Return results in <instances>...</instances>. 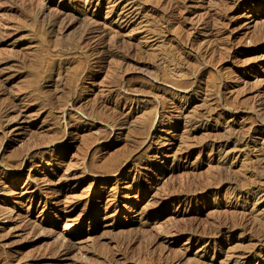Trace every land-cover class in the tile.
<instances>
[{
    "label": "rangeland",
    "instance_id": "rangeland-1",
    "mask_svg": "<svg viewBox=\"0 0 264 264\" xmlns=\"http://www.w3.org/2000/svg\"><path fill=\"white\" fill-rule=\"evenodd\" d=\"M262 39L264 0H0V264H264Z\"/></svg>",
    "mask_w": 264,
    "mask_h": 264
},
{
    "label": "bare ground",
    "instance_id": "bare-ground-1",
    "mask_svg": "<svg viewBox=\"0 0 264 264\" xmlns=\"http://www.w3.org/2000/svg\"><path fill=\"white\" fill-rule=\"evenodd\" d=\"M111 2V1H110ZM113 3V2H112ZM115 4H116V2H114ZM114 3H113V8H114ZM124 18V17H123ZM127 18V17H126ZM264 39H262V40H260V41H263ZM260 41H258V42H260ZM95 49V48H94ZM100 52V51H99ZM98 52V53H99ZM97 56V55H96ZM95 58V57H94ZM97 59V58H96ZM176 71H182V68L180 69V68H176L175 69ZM203 73V71H200L199 72V74H202ZM198 74V75H199ZM73 103V102H72ZM158 108V107H157ZM164 111H165V114L164 113H162V115L163 116H166V117H170L171 115H170V111L168 110V112H166L167 110H165L164 109ZM161 112V111H160ZM63 116V115H62ZM65 118V117H64ZM165 118V117H164ZM63 119V118H62ZM159 119V118H158ZM161 120V119H160ZM157 122V121H156ZM66 125V124H65ZM150 131V130H149ZM147 136V135H146ZM154 136L153 134L151 135V133H149V135H148V139H151L152 137ZM147 140V139H146ZM146 142V141H145ZM28 157H29V155H25L24 157H23V159H22V161H21V165H25L30 159H28ZM169 169V168H168ZM166 171H168V170H166ZM28 177L30 178L31 177V175H30V173L28 174ZM32 188H33V190L35 191L36 190V186H32ZM13 192V191H12ZM242 221V220H241ZM231 224V223H230ZM229 224V222H227V223H225V224H223L224 225V228H230V227H235V226H232V225H230ZM239 226H241L242 228L243 227H245L246 226V223H244L243 221L241 222V224L239 225ZM196 232V231H195ZM200 233V232H199ZM196 234V233H195ZM198 234V233H197ZM195 237V236H194ZM201 238V237H200ZM210 239V238H209ZM66 240H67V238H66ZM70 241V240H69ZM68 241V242H69ZM209 242V241H208ZM69 250H72V249H69ZM67 252V251H66ZM65 254H67V253H65Z\"/></svg>",
    "mask_w": 264,
    "mask_h": 264
}]
</instances>
